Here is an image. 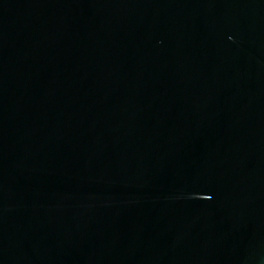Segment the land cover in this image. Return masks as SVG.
Returning a JSON list of instances; mask_svg holds the SVG:
<instances>
[{
    "label": "water",
    "instance_id": "1",
    "mask_svg": "<svg viewBox=\"0 0 264 264\" xmlns=\"http://www.w3.org/2000/svg\"><path fill=\"white\" fill-rule=\"evenodd\" d=\"M0 264H264V0H0Z\"/></svg>",
    "mask_w": 264,
    "mask_h": 264
}]
</instances>
